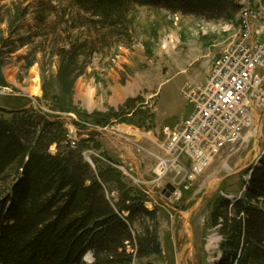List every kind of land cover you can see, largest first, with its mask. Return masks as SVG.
Returning a JSON list of instances; mask_svg holds the SVG:
<instances>
[{
  "label": "rangeland",
  "instance_id": "1",
  "mask_svg": "<svg viewBox=\"0 0 264 264\" xmlns=\"http://www.w3.org/2000/svg\"><path fill=\"white\" fill-rule=\"evenodd\" d=\"M232 1L240 12L229 21L214 19L212 12L133 6L125 28L109 31L79 20L87 23L85 28L71 31L77 22L64 15L71 11L68 0H0V120L42 116L34 140L52 131L71 150L81 151L96 176L97 169L111 166L122 174L123 185L137 189L146 209L157 214L128 224L131 264H264L261 248L247 232L238 239V249L230 244L236 218L232 207L246 199L253 171L264 158V117L257 115L254 129L246 133L260 127V134L182 185L180 199L164 192L173 175L154 180L164 142L190 111L186 87L202 86L212 65L237 42L240 14L248 8L243 5L264 6V0ZM35 70L40 95L31 92ZM58 151L57 144L49 147L51 155ZM15 172L12 167L0 178V198ZM100 183L111 202L120 198L112 182ZM260 201L264 213V199ZM142 238L150 242L149 249L157 242L156 253L138 256Z\"/></svg>",
  "mask_w": 264,
  "mask_h": 264
},
{
  "label": "trees",
  "instance_id": "2",
  "mask_svg": "<svg viewBox=\"0 0 264 264\" xmlns=\"http://www.w3.org/2000/svg\"><path fill=\"white\" fill-rule=\"evenodd\" d=\"M68 2L71 11H64V15L77 22V26L72 23L71 31L85 28L88 22L95 28L109 31L125 28L133 6L193 15L212 12L214 19L227 21L240 12V7L232 0ZM40 4L46 5V2ZM51 9L57 11V7ZM79 20L87 23L82 21L79 26ZM26 115L0 120V178L5 170L16 168L15 180L0 198V264H84L83 259L89 252L94 254V264H131L133 258L127 254L126 242L132 243L133 238L128 224H134L139 217L155 218L156 211L146 209V200L137 189H128L122 184V174L114 167H102L99 172L97 169L96 176V171L82 158L81 151L71 150L64 137H53L50 131L41 140H34L38 121L43 117L34 115L29 119ZM52 144L59 148L55 156L49 153ZM260 164L253 171L246 199L237 201L232 207L236 218L230 244L232 242L236 246L233 249H238V239L244 231L264 254V213L258 207L260 199H264V158ZM100 181L112 182L120 198L111 202ZM218 210L221 211V207ZM140 244L139 257L157 251L156 241L150 249L147 238H142Z\"/></svg>",
  "mask_w": 264,
  "mask_h": 264
},
{
  "label": "built area",
  "instance_id": "3",
  "mask_svg": "<svg viewBox=\"0 0 264 264\" xmlns=\"http://www.w3.org/2000/svg\"><path fill=\"white\" fill-rule=\"evenodd\" d=\"M243 6L248 7L246 32L224 50L223 63L215 67L206 87H186L190 111L157 156L154 180L173 175L177 199L179 188L194 182L215 159L236 153L254 129L256 116L264 117V6ZM125 136L120 132L119 137L129 140Z\"/></svg>",
  "mask_w": 264,
  "mask_h": 264
},
{
  "label": "bare ground",
  "instance_id": "4",
  "mask_svg": "<svg viewBox=\"0 0 264 264\" xmlns=\"http://www.w3.org/2000/svg\"><path fill=\"white\" fill-rule=\"evenodd\" d=\"M240 28H241V32H240V37L242 34H244L248 28V8L246 9H243L241 11V14H240ZM239 37V38H240ZM238 41V40H237ZM235 43V42H234ZM231 47V46H230ZM229 47V48H230ZM228 50V49H227ZM223 58H224V53L221 55V57L212 65L208 75H207V78L205 80V83L202 85V86H199V87H206L207 86V80H208V77H210L211 75L214 74V69L215 67H217L218 65L222 64L223 63ZM34 79L32 81V87H31V92L35 95H40L41 93V86H40V80H39V74L38 72L35 70L34 72ZM260 127H256V130L252 132V134H247L246 136H244L243 138V142H247L248 140H250V137L251 136H254L255 135V132L260 134ZM118 131H121L119 129H117ZM252 131V130H251ZM224 167L226 169H229V166L225 163L224 164ZM213 183H214V180H211L210 183H208V186L212 187L213 186Z\"/></svg>",
  "mask_w": 264,
  "mask_h": 264
},
{
  "label": "water",
  "instance_id": "5",
  "mask_svg": "<svg viewBox=\"0 0 264 264\" xmlns=\"http://www.w3.org/2000/svg\"><path fill=\"white\" fill-rule=\"evenodd\" d=\"M168 190H169L171 193H174L176 189H175V187H173L172 185L169 184V185L167 186V190H165L164 192L166 193ZM190 217H191V213L189 214L188 221L190 220ZM191 242H192V241H191Z\"/></svg>",
  "mask_w": 264,
  "mask_h": 264
}]
</instances>
